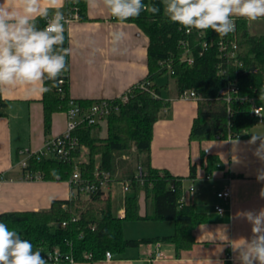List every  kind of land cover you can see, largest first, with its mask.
Listing matches in <instances>:
<instances>
[{"label": "trees", "instance_id": "trees-1", "mask_svg": "<svg viewBox=\"0 0 264 264\" xmlns=\"http://www.w3.org/2000/svg\"><path fill=\"white\" fill-rule=\"evenodd\" d=\"M144 2L160 6L161 12L157 15L142 12L139 17L125 22L136 24L149 38L147 78L129 90L127 103L118 101L120 109L108 117L106 137L100 135L99 125L83 122L78 126L73 135L88 149V162L77 164L73 160L32 158L28 170L42 174L45 181L67 182L78 166L82 178L97 185L104 175L110 174V183H128L134 191L143 190L153 206V213L140 216L139 198L135 195L125 200V216L116 217L111 199L103 197L98 189L88 201L54 200L49 210L9 212L0 216V221L30 240L36 249L59 248L79 263L86 261L85 254H92L91 261L95 262L103 259L107 252L118 256L142 244L171 243L178 255L195 244L193 231L209 222L207 214L180 202L183 189L180 177L167 170H156L150 164L154 126L170 104L162 95V89L168 85L156 83L158 77H171L177 97L187 90L200 97L190 132L192 142L245 138L258 123L252 110L264 99V34H252L249 21L244 18H235V30L225 36L211 30L206 35L195 29L189 33L168 21L160 0ZM87 5L86 0L79 3L66 0L64 14L76 12L79 20L86 21ZM38 26L43 28L45 21L39 20ZM65 36V47H68L66 32ZM187 50L193 57L192 65L183 61ZM62 78L66 83L60 87ZM45 86L50 88L43 94L44 125L49 133L53 115L70 108L67 71L54 86L51 81ZM228 88L235 91L229 96L223 95ZM76 102L83 109L93 104V101ZM8 105L0 87V117L6 116ZM133 148L137 155L145 156L141 162L144 174L141 177L113 175L116 155ZM79 156L80 151L74 154V157ZM219 168L216 157L207 156L208 172ZM195 172L192 168V178ZM139 221L173 222L175 233L151 239H125L124 223Z\"/></svg>", "mask_w": 264, "mask_h": 264}, {"label": "crops", "instance_id": "crops-1", "mask_svg": "<svg viewBox=\"0 0 264 264\" xmlns=\"http://www.w3.org/2000/svg\"><path fill=\"white\" fill-rule=\"evenodd\" d=\"M65 2L58 0L57 6L63 12ZM41 5L47 6V0H41ZM87 15L88 20H75L66 29L71 49L67 70L70 98L77 101L118 98L147 78L149 38L136 24L114 20L100 4L95 7L88 4ZM249 28L252 34H264V19L249 21ZM117 31L123 35L119 41H114L112 33ZM40 87L39 84L1 87L2 97L9 105L6 116L0 117V216L9 212L49 210L54 200L70 198L68 182L23 180L24 172L19 163L25 155H21V151L44 150L49 139L66 131V114L60 112L53 115L50 132L46 133L44 92L39 90ZM173 92L171 79V84L162 91L170 104L154 126L150 164L156 170H167L180 177L186 204L207 214L209 222L193 231L195 244L179 255L173 244L160 242L129 248L111 260L104 257L95 262L86 260L75 264H148L150 253L157 249L158 244L164 258L154 264H239L233 247L252 236L251 225L240 214L264 208V198L260 196L264 181L257 180V175L264 172V159L256 155L261 139L252 142L255 136L264 137V111L262 120L250 129L245 138L192 142L190 132L198 114V101L181 99ZM257 105L264 108L260 100ZM106 135L107 124H103L101 136ZM83 151L88 156V149ZM207 156L216 157L220 167L212 173L207 170ZM83 157L88 162L86 155ZM144 157L138 155L137 168L142 167ZM121 160L128 164L126 155L121 156ZM118 164L116 162L113 175L122 176L121 172L125 170ZM192 168L196 171L195 178L191 176ZM207 175L211 176L210 179ZM209 187L210 190L216 189V194L229 187L232 191L230 201L211 199ZM190 188L194 191L190 192ZM104 192V197L112 201L116 217L125 216V200L135 195L139 198L140 216L153 213L145 192L132 190L128 183H111ZM216 207H222L224 213L219 214ZM129 224L139 231L126 238L125 227L124 237L128 240L175 233L173 222L139 221Z\"/></svg>", "mask_w": 264, "mask_h": 264}, {"label": "clouds", "instance_id": "clouds-1", "mask_svg": "<svg viewBox=\"0 0 264 264\" xmlns=\"http://www.w3.org/2000/svg\"><path fill=\"white\" fill-rule=\"evenodd\" d=\"M89 6L102 5L119 22L137 18L142 12L157 15L161 7L144 0H86ZM79 3V0H73ZM163 15L169 22L186 32L193 29L205 35L209 30L225 36L235 30V18L248 21L264 19V0H160ZM58 0H0V87L37 85L41 92L50 91L45 84L55 82L68 70L67 57L71 49L65 47L69 22ZM39 20L45 21L43 28ZM122 33L113 32L114 41ZM114 51L116 49H113ZM256 155L264 159V137ZM264 181V172L257 175ZM264 198V189L260 192ZM251 225L252 236L233 247L239 264H264V208L240 214ZM33 243L21 237L8 224L0 221V264H49Z\"/></svg>", "mask_w": 264, "mask_h": 264}, {"label": "built area", "instance_id": "built-area-1", "mask_svg": "<svg viewBox=\"0 0 264 264\" xmlns=\"http://www.w3.org/2000/svg\"><path fill=\"white\" fill-rule=\"evenodd\" d=\"M66 18L68 19V23L65 25V28L67 29V26L75 21L79 20L78 14L76 12L72 14H65ZM183 61H185L188 65H192L194 60L191 55V52L189 50L186 51V53L183 56ZM66 83V80L63 78L59 80L60 87L63 86ZM60 91H62L60 89ZM235 90L233 88H228L223 91V95L229 96L230 92H234ZM181 99L184 100H199V96L194 92L187 90L183 94L179 96ZM129 91L124 93L123 95L119 96L115 99H99L93 101V104L91 107L83 109L81 108L76 100L71 98L70 102V108L65 112L66 114V131L55 138L49 139L45 143V149L44 150H38L33 151L31 149H24L21 151V155H25V157L22 159V161L19 163L24 174H23V180L25 181H39L43 180V175L40 173H32L28 170L29 167V161L32 158H36L37 160L41 159H51L54 158L58 161L62 162H70L75 161L78 163H86L87 161L84 160V157L82 155L83 149L85 147L80 145V142L78 138H76L73 134L77 130L78 126L86 122L88 125H99L102 126L103 124L107 123L108 117L113 114L117 113L120 109V104H125L129 101ZM118 101L120 104H118ZM264 108L259 105H254L252 110V115L260 122L262 120V114H263ZM80 151L79 157H74V154ZM126 153L122 152L120 154H117L116 156H124ZM125 158V157H124ZM144 174V169L142 167L138 168L136 177H141ZM98 175V174H97ZM96 175V176H97ZM210 175H207V179H210ZM110 179L111 175L107 174L104 175L102 180L99 181V185L96 183H90L89 181L82 178L81 172L78 168V166H75L74 171L70 179L67 181L70 189L71 194L69 200L71 201H88L91 198V195L96 192L98 189L101 190L103 193V197L105 196L104 190L109 188L110 186ZM2 179H0L1 182ZM194 189L190 188V192H193ZM217 198L221 199L223 201H230L232 197V191L228 187L222 192H218ZM180 202L182 204H186V195L184 193V190L182 189V196ZM216 210L219 214L224 213V209L222 207H216ZM63 226L66 225V223L62 224ZM157 244V243H156ZM46 257L51 256L52 259L49 261V264H75L76 261L74 257L71 254H66L62 252L59 248H54L53 250H48L43 253ZM92 254H85L84 259L85 260H91ZM113 258L112 254L110 252H107L105 255L106 260H111ZM164 258V254L160 249V245H157V249L150 253V259L148 261V264H154L155 261L161 260Z\"/></svg>", "mask_w": 264, "mask_h": 264}, {"label": "rangeland", "instance_id": "rangeland-1", "mask_svg": "<svg viewBox=\"0 0 264 264\" xmlns=\"http://www.w3.org/2000/svg\"><path fill=\"white\" fill-rule=\"evenodd\" d=\"M156 83H158L161 86H166L168 84H171V77H169V75H165L163 77H158L156 79ZM164 89L165 88H163L162 91ZM261 101H262V103H264L263 99H261L260 102ZM104 130L106 131L105 127H104ZM100 135H101V133H100ZM124 153H126V161L125 162H128V164L127 165L124 164V160H121V156H116L115 159L113 160V165L115 167L116 162H118L119 163L118 166H120V169L122 168L123 171L125 170L124 172L120 171L122 177H129L133 174L135 175V172L137 173V171H138L137 166L139 164V159H138V155L136 154L135 148H133L131 151H125ZM83 154L86 155V158H88L87 154H85L84 151L82 152V155ZM118 171H119V169H118ZM130 171H132V172H130ZM208 192H210V194H211L210 198L211 199L213 198L214 200L217 201L218 198L216 195V189L210 190V187H209ZM129 223H131V222H125V224H124V228L126 227V238H130L131 236L138 234L137 232L139 231L138 229L131 228V225H133V224H129Z\"/></svg>", "mask_w": 264, "mask_h": 264}]
</instances>
